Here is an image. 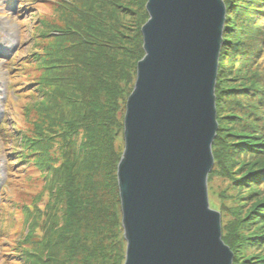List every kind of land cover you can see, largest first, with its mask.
Returning <instances> with one entry per match:
<instances>
[{"label": "trees", "instance_id": "1", "mask_svg": "<svg viewBox=\"0 0 264 264\" xmlns=\"http://www.w3.org/2000/svg\"><path fill=\"white\" fill-rule=\"evenodd\" d=\"M46 1L52 13L34 26L33 50L19 62H31L24 114L34 120L27 130L14 123L8 135L11 175L17 163L33 167L43 190L30 206L17 209L21 235L3 262L123 264L117 171L124 146L118 139L124 141L126 104L145 56L148 0ZM224 2L215 92L219 126L208 180L217 171L242 194L248 189L238 209L228 208L232 220L222 226V240L233 264H264V0ZM5 129L3 124L0 131ZM81 139L80 156H74ZM4 199L10 202L7 194ZM109 239L113 251H107ZM248 248L259 254L244 256Z\"/></svg>", "mask_w": 264, "mask_h": 264}, {"label": "water", "instance_id": "2", "mask_svg": "<svg viewBox=\"0 0 264 264\" xmlns=\"http://www.w3.org/2000/svg\"><path fill=\"white\" fill-rule=\"evenodd\" d=\"M117 177L124 264H233L208 177L224 0H148Z\"/></svg>", "mask_w": 264, "mask_h": 264}, {"label": "rangeland", "instance_id": "3", "mask_svg": "<svg viewBox=\"0 0 264 264\" xmlns=\"http://www.w3.org/2000/svg\"><path fill=\"white\" fill-rule=\"evenodd\" d=\"M130 1L132 3V0ZM133 2H135V0ZM50 4L51 3L46 0H0V128L3 124L8 126V129L4 130L8 134L0 131V264H6L5 261L3 262L5 254L12 255L15 252L17 247L16 242L21 235V232L18 235L17 220H20L22 215H20L17 209L27 205L30 206L34 201L33 196H36L43 190L40 176L35 174L33 167H25L23 164L17 163L15 169H13L14 173L11 175L12 160L15 159L10 150V138L8 135L14 131V123H16L18 127L17 130H27L30 128L32 120H34V117L31 115L24 114L25 106L28 102L25 100L26 90L24 87L31 80L33 75V72L28 70L31 66V62L28 61L26 63L27 68L22 67L23 61L21 63L19 62L21 59L25 58L28 53L32 52L33 49L31 45L34 43L35 36L34 26L45 15L52 13ZM50 18H53V16ZM130 19L132 18L130 17ZM11 58L15 60L13 63H9ZM19 69H22V71L20 72ZM26 76H29V79ZM227 84H229V82ZM231 84L236 83L232 81ZM32 87L35 89V85ZM83 133L82 131V135ZM82 142H84V139L79 141V149H76L78 155L75 153L74 156H80L78 152H81L83 148V146L80 145ZM118 143L124 146L122 136L118 139ZM241 174V172L237 173V175H232L231 178H239ZM10 175L13 179L10 178ZM9 179L11 180L9 181ZM32 179L35 180L38 185H33L30 181ZM233 184L236 185L231 182V179H226L217 174V171L214 172L208 180L210 207L220 213L222 226L226 225V222L228 223L232 220L230 212L233 213L238 209L240 201L242 200L241 197L243 196L244 198L248 193V189H246L242 194ZM5 194L9 196L10 202L4 199ZM42 199L39 203L41 206L46 202L47 198L44 196ZM211 203L213 206H211ZM228 208L230 212H228ZM10 212L14 217H12ZM119 218L122 220L123 216L122 218L119 216ZM10 220L11 223L9 222ZM6 229L7 232L5 233ZM122 231V237L124 238L123 228ZM5 234H8L7 239L3 238ZM109 240L111 244L108 241L105 244L109 246L107 251L112 250L111 246L114 245L112 239ZM6 241L8 243H6ZM123 246L126 259L127 242L126 245L124 243ZM113 254L114 253H112V255ZM254 254H259V250L248 248L245 250L244 256L250 257ZM260 256H263V254H260ZM6 258L12 260L11 257ZM111 259L113 258L111 257Z\"/></svg>", "mask_w": 264, "mask_h": 264}]
</instances>
